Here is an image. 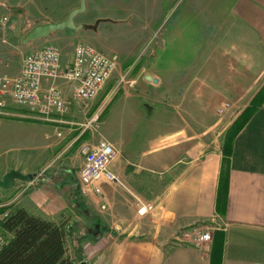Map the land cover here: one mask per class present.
<instances>
[{
    "label": "crops",
    "instance_id": "0c3cea01",
    "mask_svg": "<svg viewBox=\"0 0 264 264\" xmlns=\"http://www.w3.org/2000/svg\"><path fill=\"white\" fill-rule=\"evenodd\" d=\"M25 1L0 0V15L8 18L17 10L22 13L17 14L21 25L23 14L29 12ZM31 1L35 9L38 3ZM185 1L176 10H166L178 11L177 35L169 34L167 41L182 45L187 35L193 38L192 59L200 61V68H177L179 85L184 87L170 107L176 119L168 123L179 126L149 140L139 157L136 141L101 131L109 104L101 116L98 137L89 131L80 134L76 123L84 114L71 99L73 82H55L70 102L60 122L0 115V153L13 154L0 161V179L9 171L25 177H14L12 187L0 188L4 205L22 207L56 223L66 221L73 229L67 241L73 242L86 264H264V101L232 139L226 181L220 178L222 143L212 145L201 129L202 124L217 122L215 109L229 106L226 102L233 105L245 99L249 103L259 88L257 82L264 81V0H227L221 10L217 0L212 4L192 0L188 6ZM187 11L193 15L186 16ZM203 11L209 12L207 25ZM106 18L114 21L116 17ZM3 34L0 26V76H14L21 62L12 57L11 43ZM129 72L134 92L125 89L129 100L113 124L120 132L130 129L128 125L132 130L141 122L146 126L155 112L148 93L156 84L145 79L154 74L135 68ZM187 72H193L194 78L183 84L180 77ZM50 84L44 79L42 88ZM9 105L12 112H25ZM127 110L131 118H124ZM176 134L180 141L160 146ZM100 137L116 147L110 169L130 192L103 182L101 195L84 194L72 181L73 174L78 180L82 163L79 144L93 145ZM165 150L172 151L162 153ZM137 199L151 205L145 215L138 214ZM93 216L104 231L98 225L91 236ZM198 224L210 228V243L196 247L178 241L182 229Z\"/></svg>",
    "mask_w": 264,
    "mask_h": 264
},
{
    "label": "rangeland",
    "instance_id": "374dc122",
    "mask_svg": "<svg viewBox=\"0 0 264 264\" xmlns=\"http://www.w3.org/2000/svg\"><path fill=\"white\" fill-rule=\"evenodd\" d=\"M68 1L69 0H35L38 5L34 9V6H31L32 1L26 0L24 7L29 9V12L23 14L21 18L23 21L21 25L19 24L21 32H26L33 25L38 23L56 21L64 18L68 13L67 8L78 5V0L72 4H69ZM172 1L173 0H88L86 10L75 17V22L82 23L83 29L78 32L71 30L56 32L48 36L47 40L43 38L26 45H15L8 41L11 43L9 49L12 53V57L21 62L23 56L34 48L43 45H53L60 50L61 64L63 66L70 64L74 46L78 42L89 44L105 55L115 57L116 69L96 98L88 102L87 106L75 102L76 106L78 105L83 108L84 116L79 123H85L93 113L97 112L99 115L98 121L95 123L93 122L92 125H94V130L89 132L94 135V137H98L100 129L99 122L101 121L104 110L109 104L103 116L104 123L101 126V131L121 135L123 138L128 136L133 141H136L135 150L139 157L140 153L148 148L149 140L172 130V128L176 129L179 126L174 123H168L171 119H176L173 114L174 109L171 110L170 107L172 103L175 105L177 99L182 94L180 88L184 87L183 85H179L176 75L177 68H200V64L198 65L200 61H193L192 59L193 43L190 42L193 41V38L187 35L185 39L186 43L182 45L178 43L169 44L167 41V36L169 34H173L174 32L175 35H177V30L175 29L178 11L168 13L166 10L168 8L176 10L182 0H176L174 5H172ZM226 1L227 0H217V2H219L218 5L223 6L219 8V10L225 7ZM185 2L188 6V3H191L192 0H186ZM201 2L203 4L216 3L215 0H202ZM17 14L22 13L16 10L13 15L18 16ZM111 14L116 17L114 21L106 18L107 15ZM185 14L188 17L193 15L192 12L188 11ZM208 14L209 12L206 11L201 13V17L206 25L207 22L205 20L208 19ZM6 16L7 15H0V26L3 28L4 23L9 18ZM3 35L5 38V30ZM206 46H203L202 51ZM131 68H135L136 71L142 69L144 72H151L158 78V82L148 93V101L150 100L153 102L155 112L149 117L146 126L141 122L135 130H132V125L131 127L128 125L130 128L127 129L128 131L124 129L120 132L118 129L119 127L117 126L114 129L113 124L116 119L117 121L120 120L118 119L120 117V109H122L126 100H129L125 95V89L131 94L134 92V89L132 88L133 86L129 87L123 82L118 84V80L125 72H128L126 78L129 79V71ZM193 74V72L191 74L187 72L186 75L180 77V80L185 84V81L187 82L188 79L194 78ZM259 83L260 82H257L256 87L259 88L251 97L249 103L246 104L245 99L233 105H230V102H226L229 106H223V109L222 106H219L215 109L217 115L215 118H217V122L201 125L202 132H204L203 137L206 138L208 142L212 140V145L219 146L222 143L223 146L226 135L230 132L232 126H234L235 121L242 119L245 116V110L254 104L255 100L259 97L261 89L264 87V81L261 84ZM168 88H170V90H168ZM9 104L16 105L10 100L8 101V106H10ZM16 106L22 107V110L25 112L27 111L26 107ZM115 108H118L116 112L114 110ZM212 109L213 107H211V110ZM235 116L236 118L229 124L230 120ZM131 117L132 116L129 115L127 110L124 118ZM205 118L207 119L206 116ZM101 138L103 137L99 139ZM180 140L181 136L176 134L172 136V138L170 137L166 141L160 143V146ZM169 151L171 152L172 150H165L162 153H167ZM8 156L12 157V152L0 153V161L5 160ZM73 177L72 181L75 183L78 182L74 174ZM4 202L5 199L0 197V216L4 211L9 212L12 208L11 205H4ZM63 222L65 223L66 221ZM204 226V224H198L192 228L203 229L205 228ZM0 235L3 237L5 243L7 235L1 229V222ZM66 249L67 255L74 260L75 264H79L81 258H79L78 251L73 242L66 241Z\"/></svg>",
    "mask_w": 264,
    "mask_h": 264
},
{
    "label": "built area",
    "instance_id": "2783aa9c",
    "mask_svg": "<svg viewBox=\"0 0 264 264\" xmlns=\"http://www.w3.org/2000/svg\"><path fill=\"white\" fill-rule=\"evenodd\" d=\"M115 69V57H109L83 42L75 44L71 62L67 66L61 64V53L57 47L43 45L34 48L23 56L18 74L0 76V115L20 116L43 122H60L58 118L68 112L70 102L62 96L55 85L56 81L75 83L71 94L72 101L87 106L88 102L101 92ZM127 74L128 72H125L120 76L118 84L123 82L132 87L135 81L127 79ZM44 79L51 82L45 90L42 88ZM9 100L16 105L26 107L27 111L24 113L10 111ZM98 116L95 112L85 123H76L80 134L93 131L92 124L98 121ZM78 150L82 156L78 183L84 194L92 192L101 195L103 182L114 183L130 192L123 181L110 169V164L117 154V149L112 143L101 138L93 145L80 143ZM137 201L139 215H144L151 209L150 204L142 203L138 199ZM7 214L6 211L1 214L0 222ZM211 239L210 228L182 229L178 235V241L196 247L210 243ZM3 244L4 240L0 235V248Z\"/></svg>",
    "mask_w": 264,
    "mask_h": 264
},
{
    "label": "trees",
    "instance_id": "16d2710c",
    "mask_svg": "<svg viewBox=\"0 0 264 264\" xmlns=\"http://www.w3.org/2000/svg\"><path fill=\"white\" fill-rule=\"evenodd\" d=\"M263 101L264 87L255 103L245 110V116L235 121L227 133L222 146L223 159L220 170V178L223 181H226L228 176L232 139ZM75 203L82 205V202L77 200ZM98 225L100 231H104L98 218L93 216L89 227L91 236L97 233ZM1 229L6 233L7 239L0 248V264H75L67 255L66 249L67 238L72 236L73 229L64 222L56 223L32 215L22 207H12L1 222Z\"/></svg>",
    "mask_w": 264,
    "mask_h": 264
},
{
    "label": "water",
    "instance_id": "95a60500",
    "mask_svg": "<svg viewBox=\"0 0 264 264\" xmlns=\"http://www.w3.org/2000/svg\"><path fill=\"white\" fill-rule=\"evenodd\" d=\"M86 2L87 0H79L78 5L69 10L64 18L57 21H48L45 23L35 24L24 33L21 32L19 28L18 17L16 15H11L4 23L5 38L7 41L15 45H26L39 39L47 38L56 32H64L66 30L78 32L79 30L83 29V24L76 23L75 17L86 10ZM145 79L154 84L158 82L156 77H153L149 74L145 75ZM14 177L25 179V177H21L17 172L9 171L2 177V179H0V188L8 189L12 187ZM79 264L86 263L85 261H80Z\"/></svg>",
    "mask_w": 264,
    "mask_h": 264
}]
</instances>
